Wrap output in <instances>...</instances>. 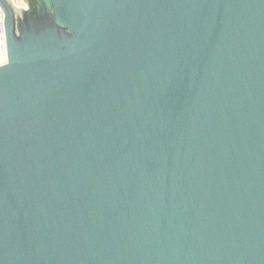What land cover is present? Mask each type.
<instances>
[{
  "label": "water",
  "instance_id": "1",
  "mask_svg": "<svg viewBox=\"0 0 264 264\" xmlns=\"http://www.w3.org/2000/svg\"><path fill=\"white\" fill-rule=\"evenodd\" d=\"M0 0V264H264V0Z\"/></svg>",
  "mask_w": 264,
  "mask_h": 264
},
{
  "label": "built area",
  "instance_id": "2",
  "mask_svg": "<svg viewBox=\"0 0 264 264\" xmlns=\"http://www.w3.org/2000/svg\"><path fill=\"white\" fill-rule=\"evenodd\" d=\"M13 3L19 7H25L23 0H12ZM4 12L0 7V65L7 62V47H6V37H5V28H4Z\"/></svg>",
  "mask_w": 264,
  "mask_h": 264
}]
</instances>
